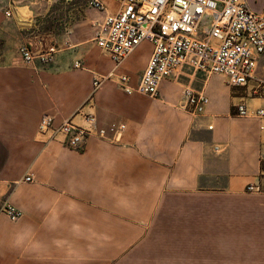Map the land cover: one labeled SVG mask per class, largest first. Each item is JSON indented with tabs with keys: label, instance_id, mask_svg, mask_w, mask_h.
Listing matches in <instances>:
<instances>
[{
	"label": "crops",
	"instance_id": "obj_1",
	"mask_svg": "<svg viewBox=\"0 0 264 264\" xmlns=\"http://www.w3.org/2000/svg\"><path fill=\"white\" fill-rule=\"evenodd\" d=\"M60 1L0 0V264H264V119L234 114L239 104L264 108L253 82L231 87L184 67L156 98L115 80L93 90L112 71L135 87L152 45L114 69L94 40L105 13ZM100 1L108 14L120 7ZM245 2L264 17V0ZM21 46L47 61L24 63ZM254 77L264 80V56ZM185 88L207 97L201 115L184 109ZM44 115L78 126L91 115L107 138L89 137L82 151L44 142Z\"/></svg>",
	"mask_w": 264,
	"mask_h": 264
},
{
	"label": "built area",
	"instance_id": "obj_2",
	"mask_svg": "<svg viewBox=\"0 0 264 264\" xmlns=\"http://www.w3.org/2000/svg\"><path fill=\"white\" fill-rule=\"evenodd\" d=\"M88 6L105 13L97 25L96 45L119 68L142 43L152 45L146 67L135 87L125 74H110L95 78L93 90L103 82L115 80L127 94L133 92L150 98L158 97L161 82L177 77L184 67L192 71L216 74L231 87H246L251 81L250 95L264 98V80L254 77L258 60L264 56V17L251 11L245 0H120L116 13L108 14L100 0H90ZM12 16L11 12L6 13ZM21 60L46 62L48 54H33L27 46L19 48ZM79 65L76 64L75 68ZM184 109L193 116L204 112L208 99L190 88L182 91ZM234 114L244 118L264 119V108L235 106ZM85 126L71 120L56 125L51 116L39 120L37 133L44 142L59 139L64 147L82 151L89 137L106 139V131L97 128L93 116H84ZM123 125L115 131L118 141ZM30 182L31 178L24 179ZM247 192H262L259 185H248ZM1 212L11 221L20 213L5 204Z\"/></svg>",
	"mask_w": 264,
	"mask_h": 264
},
{
	"label": "rangeland",
	"instance_id": "obj_3",
	"mask_svg": "<svg viewBox=\"0 0 264 264\" xmlns=\"http://www.w3.org/2000/svg\"><path fill=\"white\" fill-rule=\"evenodd\" d=\"M30 1H34V0H30ZM81 1H83V0H81ZM87 1V0H86ZM90 0H88V2H89ZM60 0H55V3H56V6H60ZM14 16H15V18L17 19V21H18V25L20 26V27H24V26H27V23L25 22L26 20H25V16L20 12V10L19 9H17V8H14ZM84 147V146H83Z\"/></svg>",
	"mask_w": 264,
	"mask_h": 264
}]
</instances>
